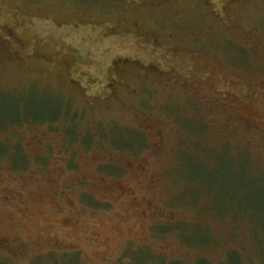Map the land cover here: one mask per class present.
Here are the masks:
<instances>
[{"label": "rangeland", "instance_id": "obj_1", "mask_svg": "<svg viewBox=\"0 0 264 264\" xmlns=\"http://www.w3.org/2000/svg\"><path fill=\"white\" fill-rule=\"evenodd\" d=\"M0 264H264V0H0Z\"/></svg>", "mask_w": 264, "mask_h": 264}, {"label": "trees", "instance_id": "obj_2", "mask_svg": "<svg viewBox=\"0 0 264 264\" xmlns=\"http://www.w3.org/2000/svg\"><path fill=\"white\" fill-rule=\"evenodd\" d=\"M67 131H68V130H67ZM68 134H69V133H68ZM72 135H74V131H73V134H72ZM22 163H23V162H22ZM22 163H21V164H22ZM21 164H20V165H21ZM20 165H14V166H20Z\"/></svg>", "mask_w": 264, "mask_h": 264}]
</instances>
